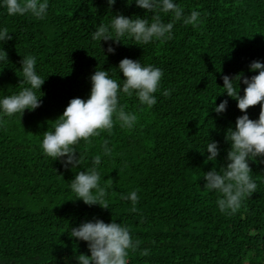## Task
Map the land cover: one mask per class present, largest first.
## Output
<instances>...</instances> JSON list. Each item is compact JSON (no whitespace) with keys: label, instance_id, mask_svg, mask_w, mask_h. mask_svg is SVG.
Here are the masks:
<instances>
[{"label":"trees","instance_id":"16d2710c","mask_svg":"<svg viewBox=\"0 0 264 264\" xmlns=\"http://www.w3.org/2000/svg\"><path fill=\"white\" fill-rule=\"evenodd\" d=\"M176 2L186 14L201 13L198 27L176 23L172 40L149 46L125 40L113 45L115 55L106 53L112 42H101L105 63L91 41L94 25L118 12L143 18L145 10L126 0H116L111 9L106 0H50L48 17L36 20L0 8V27L13 35L4 45L9 62L0 63V96L20 90V62L27 54L36 56L46 79L40 108L0 122V264H77L75 256L90 252L68 233L96 219L127 225L141 242L128 264H264V163H249L257 188L233 214L220 212L217 194L204 190L202 178L225 165L230 148L225 131L242 115L223 94L222 77L250 78L258 74L249 72L250 64L264 62V0ZM162 19L171 18L162 14ZM124 58L163 70L157 104L149 110L135 97H124L121 103L137 115V127L127 131L117 123L111 134L103 132L91 144L81 141L80 168L66 169L45 157L43 133L71 99L88 98L97 67L110 71ZM244 87L241 83V96ZM166 89L170 96L161 95ZM224 99L227 111L217 116L210 109ZM259 112V105L248 110L253 120ZM208 137L220 146L215 163L201 155ZM105 140L112 149L101 165L109 209L72 201L70 182L102 153ZM133 190L140 197L135 210L120 199Z\"/></svg>","mask_w":264,"mask_h":264},{"label":"clouds","instance_id":"9594fccd","mask_svg":"<svg viewBox=\"0 0 264 264\" xmlns=\"http://www.w3.org/2000/svg\"><path fill=\"white\" fill-rule=\"evenodd\" d=\"M106 2L111 9L116 0ZM133 4L145 10L143 18L128 17L118 12L111 15L108 22L94 25L91 41L99 45L104 63L107 55H115L116 48L113 45H125V40L134 41L133 45L149 46L172 40L176 23L191 25L193 28L201 23L199 11L192 10L186 14L185 8L176 0H126L127 6ZM49 7L50 0H0V8L5 9L9 16L30 15L36 20H45ZM162 14L169 16L170 21L165 22ZM12 38L13 35L7 27H0V63L9 62L4 45ZM101 42H112L108 43L107 55ZM19 70L23 77L19 83L20 90L0 96V122L17 115L21 118L26 110L34 112L42 106L44 93L41 88L46 79L37 70L36 56H23ZM248 70L258 74L250 78L243 73L234 77H222L223 87L220 88L223 89V94L236 101L242 115L236 119L234 127L230 126L225 131L224 140L230 146L225 165L219 171L213 167L202 177L205 181L204 190L217 194L216 203L221 213H235L243 200L255 193L257 184L252 177L249 163H264V62L253 61ZM120 74L124 79L120 78ZM163 76L161 68L129 58L122 59L118 67L110 71L97 67L89 78L91 89L88 98L71 99L63 114L53 122L51 129L43 133L40 143L43 155L59 161L66 169L80 168L83 162L78 151L81 141L91 144L101 133L111 134L117 123L121 129L134 130L138 117L134 112L127 111L121 100L124 97H135L138 106L152 109L158 102L156 93L160 91ZM241 83L245 86L242 96ZM161 95L170 96L171 92L166 89ZM219 96L221 95L216 98ZM228 103V99H224L219 105L215 103L210 110L221 116L226 113ZM257 105L260 107L259 117L253 120L248 110ZM101 147L102 153L92 158L89 167L77 172L69 186L74 194L72 201L79 200L87 206L99 205L103 209H109L107 185L102 184L105 179L101 165L102 156H110L112 149L107 140ZM205 154L206 163H215L220 155L219 143L208 137L201 155ZM120 199L130 201L135 210L140 199L138 190L122 193ZM68 234L75 241L86 242L90 252V256H75L77 264H128L130 252H136L141 243L138 239H133L127 225L114 220L111 223L99 219L86 221L72 227ZM142 255L147 256L148 250H144Z\"/></svg>","mask_w":264,"mask_h":264}]
</instances>
